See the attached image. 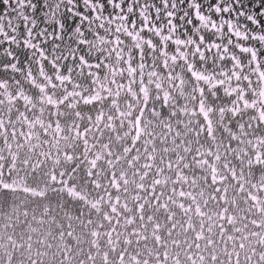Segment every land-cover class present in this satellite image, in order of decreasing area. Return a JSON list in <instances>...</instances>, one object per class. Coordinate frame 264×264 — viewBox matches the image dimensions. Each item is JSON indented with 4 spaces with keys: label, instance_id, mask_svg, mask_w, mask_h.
I'll return each mask as SVG.
<instances>
[{
    "label": "snow or ice",
    "instance_id": "1",
    "mask_svg": "<svg viewBox=\"0 0 264 264\" xmlns=\"http://www.w3.org/2000/svg\"><path fill=\"white\" fill-rule=\"evenodd\" d=\"M0 264H264V0H0Z\"/></svg>",
    "mask_w": 264,
    "mask_h": 264
}]
</instances>
